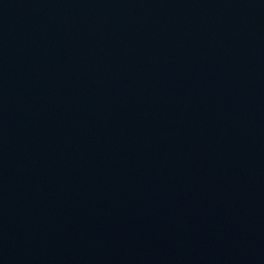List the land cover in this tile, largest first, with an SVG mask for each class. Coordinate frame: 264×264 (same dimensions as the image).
Listing matches in <instances>:
<instances>
[{
	"label": "water",
	"instance_id": "obj_1",
	"mask_svg": "<svg viewBox=\"0 0 264 264\" xmlns=\"http://www.w3.org/2000/svg\"><path fill=\"white\" fill-rule=\"evenodd\" d=\"M0 264H264V0H0Z\"/></svg>",
	"mask_w": 264,
	"mask_h": 264
}]
</instances>
